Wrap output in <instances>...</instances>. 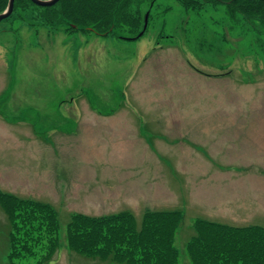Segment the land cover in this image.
Segmentation results:
<instances>
[{
    "label": "rangeland",
    "instance_id": "obj_1",
    "mask_svg": "<svg viewBox=\"0 0 264 264\" xmlns=\"http://www.w3.org/2000/svg\"><path fill=\"white\" fill-rule=\"evenodd\" d=\"M212 8L186 13L176 0H157L140 41L125 39L126 29L57 34L32 12L0 22V193L17 198L19 207L32 200L52 208V264H104L71 252L66 231L74 216L126 214L128 221L115 226L126 232L129 222L140 233L147 213L181 210L173 236L178 253L195 235V220L264 227V47L227 22L225 5ZM139 51L148 53L141 67L152 71L145 81L162 107L153 116L162 129L151 153L135 142L138 111L121 109L133 78L145 77L142 68L128 74ZM204 100L211 103L205 111L216 114L212 122L203 112L192 116ZM91 118L104 120L93 125L102 130L91 132ZM109 125L120 134L107 133ZM48 227L26 229L35 259L17 264L42 258L37 236ZM8 229L0 209V264H11ZM100 244L92 242L93 249Z\"/></svg>",
    "mask_w": 264,
    "mask_h": 264
},
{
    "label": "trees",
    "instance_id": "obj_2",
    "mask_svg": "<svg viewBox=\"0 0 264 264\" xmlns=\"http://www.w3.org/2000/svg\"><path fill=\"white\" fill-rule=\"evenodd\" d=\"M157 0H59L51 7H39L31 0H14L9 17L32 12L43 26L54 33L79 31L108 36L115 29H126L127 40H139L148 29L151 10ZM186 13L214 11L219 4L225 5L222 14L231 23L239 24L245 33H251L264 47V0H176ZM8 0H0V13ZM168 11V9H165ZM148 13L147 27L143 30L144 16ZM17 14V15H16ZM235 24V25H236ZM8 194L0 193V209L6 216L9 229L5 236V254L11 264L24 260L26 263L36 253L28 252L26 229H49L37 236L42 237V258L31 264H52L57 252L58 222L50 206H41L32 200L20 202ZM32 208V212H30ZM38 211L49 217L37 218ZM147 213L143 217L140 233L126 225V232L115 223L128 221L126 214L103 216L97 221L74 216L68 223L66 237L71 252L87 260L104 264H264V227H232L220 223L195 220V235L185 244L183 252L174 247V233L182 223L184 213ZM48 219V222L46 221ZM38 221V223H37ZM48 223V224H47ZM109 225V226H108ZM107 231V233L104 232ZM112 232H115L111 235ZM102 240L100 250H94L92 242Z\"/></svg>",
    "mask_w": 264,
    "mask_h": 264
},
{
    "label": "crops",
    "instance_id": "obj_3",
    "mask_svg": "<svg viewBox=\"0 0 264 264\" xmlns=\"http://www.w3.org/2000/svg\"><path fill=\"white\" fill-rule=\"evenodd\" d=\"M139 41L137 42L138 43L137 45H138V48L140 49L143 46L140 44ZM146 56H148V53L143 52V51H139L135 55V58H134L135 61L133 62L132 72L128 73L130 76L129 78H131L133 75L137 74L136 72L139 71L141 68L143 69L141 74L145 77H137L136 76V78H133V85H131V88H130L131 94L127 98H125V95H123L124 101L127 102V99L130 100L129 103H126V106H128V108L126 106L122 105L121 109H124L123 112H125L127 109H130V108L133 109L134 111H138L139 116H140V120H139V126L136 129L135 133L133 134L134 136H138V139H136L135 142H136V144H138L139 149H143L144 151L146 150L147 152L148 151L150 152V151H152V148L157 147V145H155V140L153 142L152 138L156 137L155 134H159L158 131L160 129H162L161 126L157 123L156 118L154 117L155 118L154 119L153 116H156L157 113L161 111L159 108H162V107L157 102L158 96H157V94H154V90L151 86L152 83H148L147 81H145V79L146 80L150 79V76L152 73L150 68L141 67V65L145 64V62L147 60ZM151 59H155V58H151ZM203 104H204L203 110L198 107L199 106L198 103L194 106L193 111H192V116H193V114H195L196 111H198L199 113L203 112L202 114L205 115L206 118L211 114L210 110L205 111V109H204V107L210 106L211 103H208L206 100H204ZM161 113H162V111H161ZM110 114L112 115V113H110ZM212 115H210L207 118V120L209 122H212V120H210V118L215 117L216 114H214L213 116ZM96 117H98V116H96ZM114 117H115V115H112V116H110V119L114 118ZM98 118L102 120V118H100V117H98ZM103 121H98L96 119L93 120V118H91L89 120V122L91 124L90 125L91 132H93L95 130H102L101 128H93V125L99 124L100 126H102ZM119 121H118V123H119ZM114 123H115V120H113V123H111V124L113 126H115L116 124L114 125ZM129 123H130V119L128 118V121L125 119L126 128H127ZM113 126L109 125V129H111ZM194 129H195V126L193 125L192 128L190 126L187 129V131L190 132V131H193ZM107 131H108L107 133H109V134H120V128L119 129L113 128V129L107 130ZM126 133L129 134L130 132L128 133V131L126 130ZM123 134H124V132H123ZM208 134H210V133H208ZM76 135L78 136V138H80L82 136V134H76ZM148 140H150V141H148ZM224 140H225V138H224Z\"/></svg>",
    "mask_w": 264,
    "mask_h": 264
},
{
    "label": "water",
    "instance_id": "obj_4",
    "mask_svg": "<svg viewBox=\"0 0 264 264\" xmlns=\"http://www.w3.org/2000/svg\"><path fill=\"white\" fill-rule=\"evenodd\" d=\"M59 0H31V2L39 7H51L53 5H55ZM13 6H14V0H8L7 6L4 9V11L2 13H0V22L6 18H8L13 11ZM147 18H148V14L145 15L144 18V26H143V30H145L146 25H147ZM143 33V31L139 34L141 35Z\"/></svg>",
    "mask_w": 264,
    "mask_h": 264
}]
</instances>
